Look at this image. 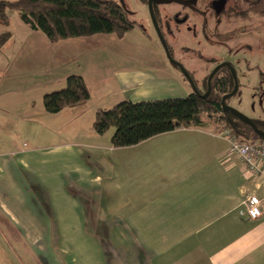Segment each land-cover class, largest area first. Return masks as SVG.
<instances>
[{
    "label": "crops",
    "instance_id": "1",
    "mask_svg": "<svg viewBox=\"0 0 264 264\" xmlns=\"http://www.w3.org/2000/svg\"><path fill=\"white\" fill-rule=\"evenodd\" d=\"M25 25L31 33L13 55L1 53L10 31L0 45V233L23 240L39 264H66L52 246L53 236L77 239L69 264H264V207L260 217L251 219L245 205L250 195L264 198V177L227 151V139L211 123L179 127L127 147L111 145L88 156L92 165L80 161L85 151L75 144L79 107L93 96L115 104L161 99L148 97L147 88L175 83L168 63L155 72L143 71L129 66L125 56L96 54L93 38L98 34L50 41ZM41 49L44 57L35 77L24 83L11 80L30 65L28 60L17 64L15 54L36 61ZM47 71L52 76L46 79ZM69 75L83 77L89 99L56 113L45 111L44 94L63 88ZM99 103L94 115L106 109ZM54 128L62 135H55ZM54 166L61 171L56 180L87 189V202L73 200L72 225L67 213L55 208L70 198L62 195V185L53 191L55 178L48 169ZM85 205L97 207L99 216H92L91 209L80 212ZM99 238L104 247L97 244Z\"/></svg>",
    "mask_w": 264,
    "mask_h": 264
},
{
    "label": "rangeland",
    "instance_id": "2",
    "mask_svg": "<svg viewBox=\"0 0 264 264\" xmlns=\"http://www.w3.org/2000/svg\"><path fill=\"white\" fill-rule=\"evenodd\" d=\"M116 1L124 7L130 18L136 21V24L132 30L126 32L122 37H117L112 33L98 34V36H95L96 38L93 39L95 45H97L96 54L125 56L129 66L136 64L138 68L149 72L158 71L160 66H163V63H168L175 75L174 78L182 86H178L177 82L173 80L175 83L173 85L170 84L168 87L147 88L148 92L151 93L148 97L155 98L161 96L162 99L186 96L188 94L186 93L187 90H192V88L188 82L182 79L180 71L173 67L166 57L165 51L151 23L148 8L144 0ZM213 1L196 0L190 6H182L175 2L156 3L155 9L161 30L171 48L172 56L185 68L192 71L201 89L204 83H201L200 79L207 75L208 71L214 66V63L218 60H228L235 69L238 89L236 94L227 100V104L248 117L262 119L264 123V16L246 12V8L240 0H226V5L224 2V10L218 16L220 23H217V15L212 12V7L210 6ZM8 15V25L0 24V33L2 31H10L12 36L8 43L2 46L1 53L13 55L12 52L15 50L17 44L26 33H31V31H29V28L21 20L18 11H10ZM186 15L188 16L186 22L182 21V24L184 23L182 27L178 26V18L182 19L181 17H186ZM178 27L179 31L177 30ZM171 31L180 32L181 35L177 33L173 36L170 34ZM195 31H197L196 35L193 34ZM15 57L17 64L25 63L26 60L30 62V65L26 67L27 72L23 71L21 77L11 79L15 80V82L22 81L24 83L35 77L34 74L36 72H34V69L42 65L39 63L40 58L43 59L44 57V52L41 49L37 53L36 61L18 53L15 54ZM11 72H13L12 69L8 73L10 74ZM45 74L46 79L52 76L51 71H47ZM36 80H39V77ZM171 81L169 80L170 83ZM97 103H99L97 98L93 96L88 104L79 107L80 137L79 141L75 143L81 149V153H83L82 150L85 151L83 158L82 154H80V161L86 164L90 161L91 165L93 162L88 157L89 155H94V153L98 155L100 151L111 149L109 148L111 146L110 137L113 132V128L108 129L103 134H97L94 131L92 124L95 116L94 108ZM99 104L103 108L110 109L115 103ZM219 117L215 113H204L203 123L205 125L211 123L216 129H221L226 124ZM52 132H55V135H62V132L56 128ZM248 135L250 137L248 139L244 138L247 137L245 133L240 138L250 140L253 136ZM84 144H91L95 147L93 149H85L82 148L85 147ZM87 151L90 153H87ZM48 170L55 178V183L52 184L53 191L59 192V187L62 185V191L66 193L62 195L65 197L68 194L67 199L70 198V201H67L69 203L55 208L57 211L61 209L64 213H67L66 218L68 223L72 225L74 214L77 211L76 206H73V200L79 199L80 201L87 202L88 200L83 195H88L87 189L83 186H81V189H78L68 179H66L67 183L63 178V181H60L61 177H58V180H56V176L61 172L58 166H54ZM63 182L65 183L62 184ZM48 194L51 195L53 192L49 189ZM57 198L55 199L57 202L62 200ZM84 209L86 212H89V209H91L92 216H99L97 207L85 205V208L84 206L79 208L80 212H84ZM95 213L96 215H94ZM94 220L98 221L99 218L96 217ZM2 233H0L3 237V239L0 238V261L2 263L39 264L38 257L29 250V247L26 246L23 240H11L5 231ZM98 240L99 242L96 239L97 244L104 247V239L99 238ZM52 241L53 248L56 249V246L59 249L58 252H60L61 257H64L66 264H69L72 258V251L76 247L74 244H76L77 239L72 237L57 238L53 236Z\"/></svg>",
    "mask_w": 264,
    "mask_h": 264
},
{
    "label": "trees",
    "instance_id": "3",
    "mask_svg": "<svg viewBox=\"0 0 264 264\" xmlns=\"http://www.w3.org/2000/svg\"><path fill=\"white\" fill-rule=\"evenodd\" d=\"M240 1L246 12L264 16V0ZM144 2L147 5V0ZM155 4L153 8L158 22ZM10 11H18L25 24L33 30L43 32L50 41L108 33L122 37L136 24L116 0H0V24L8 25ZM158 25L161 30L159 22ZM9 35L8 31L0 34V45ZM163 37L165 39L164 34ZM220 72L212 79V89L206 97L191 91L183 97L138 102L123 100L110 109H97L93 129L97 134H103L113 128L111 145L127 147L179 127L201 125L204 122V113H215L238 137L245 133L246 139L250 138V134L252 138L264 140L246 123L223 109L220 100L229 91L232 81L229 75L219 77ZM205 79L206 76L203 85ZM88 99L89 91L83 77L69 75L63 88L44 94L43 107L49 113H56L65 107L85 104ZM252 120L263 130L262 119Z\"/></svg>",
    "mask_w": 264,
    "mask_h": 264
},
{
    "label": "water",
    "instance_id": "4",
    "mask_svg": "<svg viewBox=\"0 0 264 264\" xmlns=\"http://www.w3.org/2000/svg\"><path fill=\"white\" fill-rule=\"evenodd\" d=\"M196 0H147V8H148V13H149V17H150V20H151V23L155 29V32L157 34V37L159 38L160 42H161V45L165 51V54H166V57L169 59V61L174 64L175 66L178 67V69L181 71V73L184 75V77L186 78V80L189 82V84L191 85L192 87V91L193 92H196L198 93L200 96L202 97H206L209 92H210V80L213 76V74L222 66H227L231 73H232V76H233V80H234V87L233 89L231 90V92L229 93H225L222 95L221 97V105L223 107L224 110H227L229 112H231L233 115H235L237 118H239L241 121H243L244 123H246L252 130L253 132L264 139V131H262L260 128H258L255 123L253 122V120L246 116L245 114L241 113L239 110L235 109L234 107L228 105L225 100L231 96H233L235 93H236V90H237V87H238V81H237V77H236V73H235V70L233 68V66H231L228 62H222V63H219L218 65H216L212 70L211 72L209 73L208 75V78H207V85H208V89L205 93H200L194 86L193 84V81L191 79V77L189 76L188 72L186 71V69L183 67V65L176 61L175 59L172 58V56L170 55L169 53V50L167 48V45H166V42H165V39L163 37V34L160 30V27L158 25V22H157V19L155 17V13H154V8H153V4L154 3H169V2H175V3H178V4H181L183 6H189L191 4H194ZM224 6V0H214L212 2V7L213 9L215 10V13L218 14L221 12L222 8Z\"/></svg>",
    "mask_w": 264,
    "mask_h": 264
},
{
    "label": "built area",
    "instance_id": "5",
    "mask_svg": "<svg viewBox=\"0 0 264 264\" xmlns=\"http://www.w3.org/2000/svg\"><path fill=\"white\" fill-rule=\"evenodd\" d=\"M219 134L228 141L227 151L236 154L245 169L264 177V140L259 138L243 140L227 126H223L219 130ZM245 205L248 216L251 219H256L262 214L264 198L250 195L247 197Z\"/></svg>",
    "mask_w": 264,
    "mask_h": 264
},
{
    "label": "flooded vegetation",
    "instance_id": "6",
    "mask_svg": "<svg viewBox=\"0 0 264 264\" xmlns=\"http://www.w3.org/2000/svg\"><path fill=\"white\" fill-rule=\"evenodd\" d=\"M224 2H225V5H226V0H224ZM225 5L223 6V8H222V10H221V12L220 13H218L217 14V16H216V18H217V23H220V19H219V15L223 12V10H224V7H225ZM211 7H212V5H210ZM212 10H213V13L214 14H216L215 13V10L213 9V7H212ZM182 19H180V18H178V26H181L182 27V25L184 24H182V21H185L186 22V18H188V16L186 15V17H181ZM187 27V26H186ZM185 27V28H186ZM184 28V30H186ZM181 29H183V28H181ZM177 30L179 31V27L177 28ZM189 30V29H188ZM196 32L197 31H195L193 34L194 35H196ZM177 33H179L180 34V32H177V31H175V32H173V31H171L170 32V34H172L173 36L175 35V34H177ZM181 35V34H180ZM166 42V45H167V48H168V50H169V53H170V55L172 56V52H171V48L169 47V44L167 43V41H165ZM172 58L173 59H175L173 56H172ZM176 61H178L177 59H175ZM211 60V59H210ZM228 62L231 66H233L228 60H218V61H216L215 63H214V66L208 71V73H207V75H205L206 76V79H205V85H203V87H202V89L199 87V85L197 84V81L195 80V78H194V75H193V73H192V71H190L189 69H187V68H185L184 66V68L186 69V71L188 72V74H189V76L191 77V79H192V81H193V84H194V86H195V88L199 91V92H206L207 91V89H208V85H207V78H208V75H209V73L211 72V70L216 66V65H218L219 63H222V62ZM179 62V61H178ZM212 62V61H211ZM174 65V64H173ZM175 67H177V66H175ZM178 68V67H177ZM235 70V69H234ZM180 71V70H179ZM220 71H222V72H220ZM181 72V71H180ZM218 72H220V74H218V76L219 77H221V76H230V78H231V81H232V86L229 88V91H227V92H225V93H229V92H231V90L233 89V87H234V80H233V76H232V73H231V71H230V69L227 67V66H222V67H220L214 74H213V76H212V78H211V80H210V91H211V89H212V85H211V81H212V79L214 78V76H215V74L216 73H218ZM236 73V72H235ZM183 75V74H182ZM259 75H261V74H259ZM204 76V77H205ZM183 77H184V75H183ZM204 77H202L201 79H200V81H201V83L203 82V80H204ZM185 78V77H184ZM185 80H186V78H185ZM187 81V80H186ZM238 81V80H237ZM188 82V81H187ZM189 83V82H188ZM190 85V84H189ZM191 86V85H190ZM192 88V87H191ZM237 89H238V87H237ZM236 92H237V90H236ZM210 93V92H209ZM224 93V94H225ZM236 94V93H235ZM234 94V95H235ZM233 95V96H234ZM232 97V96H231ZM230 98V97H229ZM228 99V98H227ZM226 99V100H227ZM225 100V101H226ZM227 103V102H226ZM231 113V112H230ZM235 116V115H234ZM251 119H252V117H250ZM253 119H256V118H253ZM264 124V123H263ZM262 126V125H261ZM262 128H263V130L262 131H264V125L262 126Z\"/></svg>",
    "mask_w": 264,
    "mask_h": 264
}]
</instances>
